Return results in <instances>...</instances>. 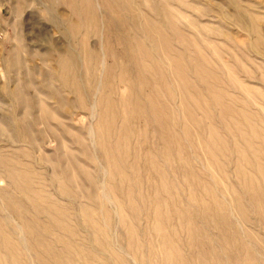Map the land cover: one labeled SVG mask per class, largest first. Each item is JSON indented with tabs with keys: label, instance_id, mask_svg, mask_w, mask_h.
Here are the masks:
<instances>
[{
	"label": "rangeland",
	"instance_id": "1",
	"mask_svg": "<svg viewBox=\"0 0 264 264\" xmlns=\"http://www.w3.org/2000/svg\"><path fill=\"white\" fill-rule=\"evenodd\" d=\"M194 228L264 264V0H0V264H198Z\"/></svg>",
	"mask_w": 264,
	"mask_h": 264
},
{
	"label": "bare ground",
	"instance_id": "2",
	"mask_svg": "<svg viewBox=\"0 0 264 264\" xmlns=\"http://www.w3.org/2000/svg\"><path fill=\"white\" fill-rule=\"evenodd\" d=\"M93 108H95V105ZM189 232H190V237L193 241V245L197 246L196 259H197L198 264H226V262L224 261L222 262L221 258L218 257L219 256L217 254L218 252L214 250L213 245H212L213 243L210 242V244H207L201 240L200 233L198 230H195L194 228V229H191ZM229 244H230V247H232L230 242ZM236 257H239V256L237 255ZM244 258H245L244 264H251V258L249 255L245 256Z\"/></svg>",
	"mask_w": 264,
	"mask_h": 264
}]
</instances>
